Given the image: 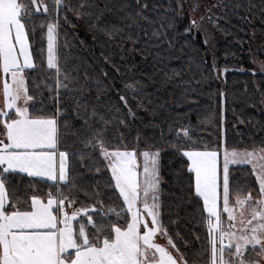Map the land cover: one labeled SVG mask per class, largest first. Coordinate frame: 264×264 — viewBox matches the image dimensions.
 I'll return each mask as SVG.
<instances>
[{
  "label": "snow or ice",
  "instance_id": "6c2138e0",
  "mask_svg": "<svg viewBox=\"0 0 264 264\" xmlns=\"http://www.w3.org/2000/svg\"><path fill=\"white\" fill-rule=\"evenodd\" d=\"M160 11L150 0H0V264H264V138L231 145L221 127L209 143L175 121L167 143L182 168L165 202L163 149L140 115L155 114V79L136 78L132 54L171 82L163 49L194 48L203 26L181 32ZM81 23L99 63L72 51L70 35L86 45Z\"/></svg>",
  "mask_w": 264,
  "mask_h": 264
},
{
  "label": "trees",
  "instance_id": "16d2710c",
  "mask_svg": "<svg viewBox=\"0 0 264 264\" xmlns=\"http://www.w3.org/2000/svg\"><path fill=\"white\" fill-rule=\"evenodd\" d=\"M150 2L161 9L159 14H152L154 17L175 21L181 32L191 24V21L182 15L181 8L177 7L180 5L179 0H150ZM223 4L229 5V8L220 7L219 10L217 22L219 63L215 69L211 67L213 64L209 59V50L200 34L196 35L197 43L194 48H182L181 45L176 44L171 51L166 47L163 49L167 57L161 66L163 71L169 75L179 72L171 82L164 80L159 68H153L151 57L145 61L140 58L138 52L132 54V59L138 64V70H134L136 78L147 83H152L150 77L155 79L154 86L148 89L155 114L141 111L140 115L144 117V124L153 122V126L146 127L143 131L151 142L163 149L161 176L164 181L162 189L166 204L169 203L170 194L176 191L177 173L182 168L181 158L167 143L171 140L168 134L169 125H174L175 121L185 123L190 121L196 126L197 136L209 143L217 139L221 127L227 128L228 143L231 145H238L241 141L245 145H251L253 140L264 138V104L260 102L262 98L260 94L264 93V72L256 71L253 59L256 56L254 52L256 49L260 58L264 60V14H262L264 0H224ZM249 4L253 5L251 11ZM164 10H167L166 16ZM76 36L86 40V45L83 49L79 48L76 40L70 35L68 39L73 45L72 51L99 63L100 46L93 43L92 35L86 25L80 24L76 29ZM63 40L64 37L61 36V43ZM93 52L95 55H92ZM115 59L119 60V56H115ZM202 61L204 63H201ZM110 75L114 76L115 73ZM125 80L131 83V75H122L116 81L115 86L121 92L124 90ZM111 82L110 79L109 83ZM220 92L227 95L226 103L222 101ZM112 103H119L117 96L112 97ZM222 109H226L223 112V125H221ZM209 114L215 119L205 123L204 118ZM239 120H243L244 123H239ZM139 125L138 120L137 126ZM132 135H135V129ZM238 175L247 176V167L241 169ZM249 179L254 181V177L249 176ZM183 230L186 232V229ZM204 235L205 232L201 230L202 239ZM187 241L188 248H191L192 236H188Z\"/></svg>",
  "mask_w": 264,
  "mask_h": 264
},
{
  "label": "rangeland",
  "instance_id": "374dc122",
  "mask_svg": "<svg viewBox=\"0 0 264 264\" xmlns=\"http://www.w3.org/2000/svg\"><path fill=\"white\" fill-rule=\"evenodd\" d=\"M223 1L224 0H179L180 5L183 6L181 11L184 18L191 22L194 20L198 24H202L203 31L200 33V35L202 36L203 40H209V43L207 44L209 50V59L212 64H215V66H217L219 63L217 22H210L207 18L203 20L201 18L207 16L208 9H211V14L214 17H219L220 7H213V5L222 4ZM254 52L256 53V56L253 58L256 64V71L260 73L264 72V60L260 58L256 49Z\"/></svg>",
  "mask_w": 264,
  "mask_h": 264
}]
</instances>
